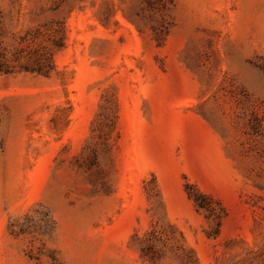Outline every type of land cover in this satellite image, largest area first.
I'll use <instances>...</instances> for the list:
<instances>
[{
  "label": "rangeland",
  "instance_id": "rangeland-1",
  "mask_svg": "<svg viewBox=\"0 0 264 264\" xmlns=\"http://www.w3.org/2000/svg\"><path fill=\"white\" fill-rule=\"evenodd\" d=\"M0 264H264V0H0Z\"/></svg>",
  "mask_w": 264,
  "mask_h": 264
}]
</instances>
